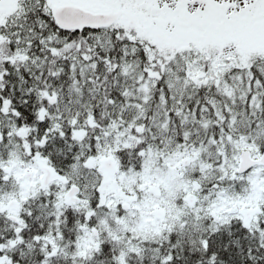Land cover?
<instances>
[{
	"label": "trees",
	"instance_id": "trees-1",
	"mask_svg": "<svg viewBox=\"0 0 264 264\" xmlns=\"http://www.w3.org/2000/svg\"><path fill=\"white\" fill-rule=\"evenodd\" d=\"M59 3L0 0V264H264V202L248 222H215L209 213L197 220L189 200V224L144 236L113 219L117 208L125 213V194L100 170L139 173L149 155L164 165L181 147L198 152L182 177L196 183L201 214L219 194H253L249 173L227 169L226 159L245 149L235 92L244 93L255 141L248 150L264 152V0L80 1L123 12L108 27L81 31L59 28ZM127 74L141 77L133 86L146 85L144 99L126 91ZM114 134L120 146L99 163ZM13 162L51 177L23 197ZM72 186L81 201L61 204ZM85 232L96 238L82 252Z\"/></svg>",
	"mask_w": 264,
	"mask_h": 264
},
{
	"label": "rangeland",
	"instance_id": "rangeland-1",
	"mask_svg": "<svg viewBox=\"0 0 264 264\" xmlns=\"http://www.w3.org/2000/svg\"><path fill=\"white\" fill-rule=\"evenodd\" d=\"M60 3L56 5H74L85 10L93 12H102L96 10H90L88 6L80 4V0H59ZM171 1V0H167ZM94 9V8H91ZM140 76L135 79L131 74L123 76V84L126 91L135 100L141 98L144 99L146 96V85H136L133 83L136 80H140ZM238 87L241 85V79L236 80ZM174 90L179 93L183 89V83L176 81L173 85ZM241 88V87H240ZM234 94L239 97V101L231 104L235 113L239 115L235 126L240 128L241 134L245 137V140L240 142V146L244 149H250L251 151L255 147L254 137L251 135V125L244 119V104L243 92H235ZM233 94V95H234ZM135 100L131 101L132 106ZM129 106V107H130ZM132 108V107H130ZM135 109H139L134 107ZM164 107H160L156 111L157 116L155 118V125L159 131L165 129V124L159 121L163 117ZM251 114L255 113V108L252 107L250 110ZM246 129H241L240 126H244ZM120 146L119 134H114L112 137H106L100 147L99 163L101 159L109 158V153L113 149ZM198 154L197 151L189 155L181 147H177L171 151V158L165 160L164 165L156 163L152 155H149L145 160L143 169L139 172L129 173H117L104 169V166L100 167V170L104 172L107 178L111 181L118 183L120 190L125 194L121 196L123 201V209L125 213L119 215V209L112 212L113 219L120 223L122 230H130L133 233H139L144 236H150L152 234L160 232L164 227L170 228L174 225L184 226L181 222L184 219L186 224H189L192 220L188 212L185 213L186 207L184 202L190 200V205L193 213H195L197 220L207 213L211 215L212 221L224 222L234 216H240L244 220L250 221L257 210L260 208L262 202H264V167L262 164H256L248 173L252 180L254 192L252 195H233L228 196L226 194H219L217 197L204 208L202 212L203 200L199 201L198 196L195 193L196 183L187 177H182L191 169V160ZM240 151L238 153L233 152L226 159V168H234L238 170L240 157ZM256 159L260 157V154L253 155ZM187 161V163L185 162ZM207 166L203 165L202 171H205ZM7 168L13 171L15 174L21 177L23 186L22 194L23 197L27 196L30 190L38 187L37 185L44 179L46 172L42 173L41 170L31 164H18L9 163ZM139 177L141 180L139 181ZM142 189L141 197H137V190ZM69 190H63L61 192V204L72 202L68 195ZM76 197L81 201L79 196ZM10 197L8 200H11ZM78 201H74L77 203ZM111 202H114L112 200ZM209 209V210H208ZM208 210V211H207ZM206 211V212H205ZM95 236L92 232H85L82 235L80 247L81 251L85 252L90 249Z\"/></svg>",
	"mask_w": 264,
	"mask_h": 264
},
{
	"label": "water",
	"instance_id": "water-1",
	"mask_svg": "<svg viewBox=\"0 0 264 264\" xmlns=\"http://www.w3.org/2000/svg\"><path fill=\"white\" fill-rule=\"evenodd\" d=\"M53 16L61 30L65 31H81L83 29H98L101 27H108L116 22L122 15V11H109V12H93L82 9L74 5H55L52 7ZM133 23V20H131ZM240 166L239 172H246L250 170L257 162L251 155L249 150H243L240 153ZM264 165V152L258 160ZM110 166H114L112 160L107 161ZM51 173L48 171L46 180L49 179ZM79 188L73 186L69 191V196L74 198Z\"/></svg>",
	"mask_w": 264,
	"mask_h": 264
},
{
	"label": "flooded vegetation",
	"instance_id": "flooded-vegetation-1",
	"mask_svg": "<svg viewBox=\"0 0 264 264\" xmlns=\"http://www.w3.org/2000/svg\"><path fill=\"white\" fill-rule=\"evenodd\" d=\"M80 1H81V2H82V1H87V2H88L89 0H80ZM94 1H97V0H94ZM41 172L43 173L42 170H41ZM45 183H47V182H45ZM94 234H95V233H94ZM95 238H96V236H95Z\"/></svg>",
	"mask_w": 264,
	"mask_h": 264
}]
</instances>
